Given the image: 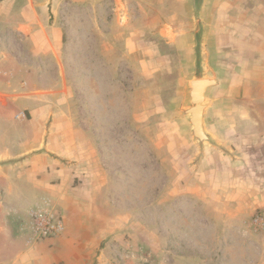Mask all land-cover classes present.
I'll use <instances>...</instances> for the list:
<instances>
[{"label":"crops","instance_id":"obj_1","mask_svg":"<svg viewBox=\"0 0 264 264\" xmlns=\"http://www.w3.org/2000/svg\"><path fill=\"white\" fill-rule=\"evenodd\" d=\"M196 79L216 81L202 140ZM44 199L67 211L61 246L152 207L170 264H264V0H0L4 261H47L9 230Z\"/></svg>","mask_w":264,"mask_h":264},{"label":"rangeland","instance_id":"obj_2","mask_svg":"<svg viewBox=\"0 0 264 264\" xmlns=\"http://www.w3.org/2000/svg\"><path fill=\"white\" fill-rule=\"evenodd\" d=\"M132 80L134 85L137 83L140 84V81H137L136 78H133ZM150 100L152 107V104L155 103L152 95ZM10 151L14 154H20L24 153L26 148L23 146L19 147L14 144V146L10 147ZM151 192H153V190ZM150 195L152 196V194ZM44 200H48L52 204L53 210L61 215L64 221L65 230L61 235L55 238L35 241L32 239L30 213L37 204H40ZM44 200L26 206L21 215H17L15 213L10 221L9 230L16 232L17 235L21 236V240H23L24 244L29 246V248L43 242H49L46 250L49 254L47 256V261L42 262V257L45 253L41 254V252H38L35 254L34 259H31V262H33L32 264H170L172 261L173 253L166 254L165 257H159L157 237V226L159 224V220L156 209H152L151 206L150 210L149 207L146 208L145 211H147V213H144V211V215H142L141 211L134 213L132 223L127 222L124 219L112 222H101L99 225L103 232L102 235L97 234L99 233V230H96V234L82 237L77 235V233L80 232L75 229V236L72 237L74 239L73 245L67 247L59 244L60 239H66V232L68 230L67 211L64 213L62 207L56 202H53L51 199ZM54 201H56V199H54ZM136 207L137 206H135V209ZM137 208L140 209L139 207ZM261 214H264V211L255 213L251 219L252 225H254V217ZM142 216L145 220H137V218L141 219ZM167 223L168 221L166 220V225ZM87 224L93 225V223L89 221ZM255 227L258 230L264 231L263 226ZM88 231L89 230H87V232ZM93 232L94 231L91 230L90 233ZM172 232L173 231L170 230V233ZM170 240L173 241V238H170ZM2 241H5L4 247H11L7 244L9 241L7 237L5 240L3 237ZM26 254L27 251L25 250L11 252L10 255L13 257L11 260L15 257V259H19ZM22 259L24 258H21V260ZM0 264H10L6 262V260L4 261V254L2 252H0Z\"/></svg>","mask_w":264,"mask_h":264},{"label":"built area","instance_id":"obj_3","mask_svg":"<svg viewBox=\"0 0 264 264\" xmlns=\"http://www.w3.org/2000/svg\"><path fill=\"white\" fill-rule=\"evenodd\" d=\"M31 233L33 240L55 238L65 230L64 221L58 212L52 208L48 200L37 204L30 213ZM255 226L264 227V214L254 217Z\"/></svg>","mask_w":264,"mask_h":264},{"label":"water","instance_id":"obj_4","mask_svg":"<svg viewBox=\"0 0 264 264\" xmlns=\"http://www.w3.org/2000/svg\"><path fill=\"white\" fill-rule=\"evenodd\" d=\"M216 84L212 79H196L192 81L191 100L193 107L190 110L192 115V124L194 126V134L199 139H204L203 130V112L206 92L209 87Z\"/></svg>","mask_w":264,"mask_h":264}]
</instances>
